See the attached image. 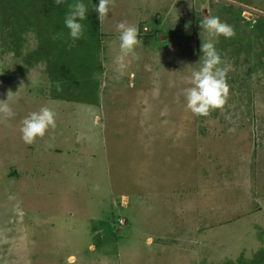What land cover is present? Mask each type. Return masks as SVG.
<instances>
[{
	"label": "rangeland",
	"instance_id": "374dc122",
	"mask_svg": "<svg viewBox=\"0 0 264 264\" xmlns=\"http://www.w3.org/2000/svg\"><path fill=\"white\" fill-rule=\"evenodd\" d=\"M74 2L0 0V264H264V0H109L99 19L83 0L72 40ZM116 4L143 20L123 75ZM209 40L228 95L205 116L184 90ZM42 106L55 127L25 144Z\"/></svg>",
	"mask_w": 264,
	"mask_h": 264
},
{
	"label": "clouds",
	"instance_id": "9594fccd",
	"mask_svg": "<svg viewBox=\"0 0 264 264\" xmlns=\"http://www.w3.org/2000/svg\"><path fill=\"white\" fill-rule=\"evenodd\" d=\"M57 5L64 0H54ZM109 0H97L95 12L98 19L108 16ZM87 17V8L83 0H75L69 5L64 16V26L68 30V36L72 40L82 39L84 36V21ZM199 27L206 31L210 37L223 36L225 39L232 38L235 33L233 28L220 20L217 16H209L199 21ZM119 33L120 55L116 57L115 63L119 75H123L126 67L125 58L135 56V48L141 43L138 39V29L127 21H120L116 25ZM200 59L202 65L198 70H193L190 77V87L184 90L186 107L197 115H208L212 109H219L225 103L228 95L226 82L227 66H222V60L214 43L209 40L201 43ZM10 92V91H9ZM9 92L6 100H0V115L11 118L14 112L8 103ZM55 127V113L46 106L38 111L29 113L21 122V139L25 144L31 145L35 139L42 138L46 131ZM151 243V239L147 241Z\"/></svg>",
	"mask_w": 264,
	"mask_h": 264
},
{
	"label": "crops",
	"instance_id": "0c3cea01",
	"mask_svg": "<svg viewBox=\"0 0 264 264\" xmlns=\"http://www.w3.org/2000/svg\"><path fill=\"white\" fill-rule=\"evenodd\" d=\"M121 0H116V2L118 3V2H120ZM138 2L140 1V0H137ZM137 2V3H138ZM134 5H136V4H134ZM133 4H128L127 6H126V9H124V10H120L119 8H118V6H117V4H116V10L115 9H112V12H114L115 13V26H113L114 28L116 27V25H117V23L118 22H120V21H122V20H124V21H127L130 25H134V26H136L137 27V29H138V38H139V36L141 35V33H140V29H139V27H138V25H135V24H137V23H139L140 21H143L142 19H141V17H135V16H133L134 14H132L131 15V13L133 12ZM130 13H128V12ZM126 14L127 16H123V14ZM113 17V16H112ZM121 17V18H120ZM101 24H102V20H101ZM106 23H104V25H105ZM103 25V26H104ZM109 26H112V24L111 23H109ZM113 27H110L111 29H113ZM142 29H144V27H142ZM114 31L115 32H117V30H115L114 29ZM114 31H113V33H114ZM112 32V31H111ZM115 35H117L116 37H118V35H119V33L117 32Z\"/></svg>",
	"mask_w": 264,
	"mask_h": 264
}]
</instances>
